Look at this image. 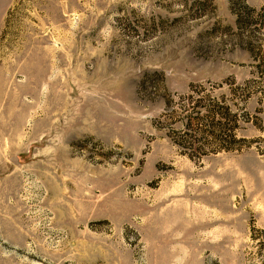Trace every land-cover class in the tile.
<instances>
[{
  "label": "rangeland",
  "instance_id": "obj_1",
  "mask_svg": "<svg viewBox=\"0 0 264 264\" xmlns=\"http://www.w3.org/2000/svg\"><path fill=\"white\" fill-rule=\"evenodd\" d=\"M0 264H264V0H0Z\"/></svg>",
  "mask_w": 264,
  "mask_h": 264
},
{
  "label": "trees",
  "instance_id": "obj_2",
  "mask_svg": "<svg viewBox=\"0 0 264 264\" xmlns=\"http://www.w3.org/2000/svg\"><path fill=\"white\" fill-rule=\"evenodd\" d=\"M202 106H198V108H200ZM197 108L196 106L193 107V110ZM194 118H191V116H188V120H189V127H192V119L193 120H198L201 121V118L199 116L200 111L195 110L193 111ZM205 116L204 117H208L210 119V124L211 127L210 129H203V131H200V134L202 136L204 135H211V137H213L215 140L218 141L219 146L220 144H223L222 147H218L215 149H212V152H219V151H231L234 150L235 148L232 147V145H225V144H230L232 141H236V128L238 127V123L237 120L239 118L237 117V113H234L231 111V109L226 106L225 107V111H222L221 109L215 110L214 107H206L205 109ZM243 114L246 115V117H243L241 120L243 122H250V118L248 117V113L246 111H243ZM218 117L217 122L215 121L216 118ZM224 118V120H222ZM232 123V124H230ZM198 128L195 130L197 131Z\"/></svg>",
  "mask_w": 264,
  "mask_h": 264
}]
</instances>
